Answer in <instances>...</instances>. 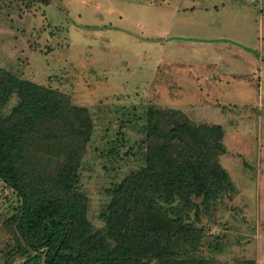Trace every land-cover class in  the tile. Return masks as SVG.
<instances>
[{
    "label": "rangeland",
    "instance_id": "obj_1",
    "mask_svg": "<svg viewBox=\"0 0 264 264\" xmlns=\"http://www.w3.org/2000/svg\"><path fill=\"white\" fill-rule=\"evenodd\" d=\"M0 66L89 112L77 191L95 230L112 189L145 164L151 108L221 124L220 162L237 191L195 221L191 212L203 236L190 252L205 264H264V0H0ZM16 203L0 181V264L22 261L7 253Z\"/></svg>",
    "mask_w": 264,
    "mask_h": 264
},
{
    "label": "trees",
    "instance_id": "obj_2",
    "mask_svg": "<svg viewBox=\"0 0 264 264\" xmlns=\"http://www.w3.org/2000/svg\"><path fill=\"white\" fill-rule=\"evenodd\" d=\"M148 116L145 164L112 189L106 226L95 230L77 191L89 112L0 66V181L18 196L4 219L17 242L8 255L20 264H205L190 252L203 236L191 212L195 221L237 191L220 162L224 127L197 125L172 109L151 108ZM54 159L59 167L50 170L45 162Z\"/></svg>",
    "mask_w": 264,
    "mask_h": 264
}]
</instances>
